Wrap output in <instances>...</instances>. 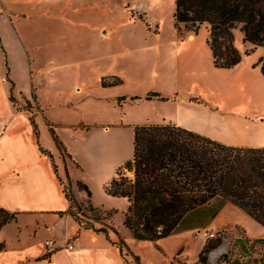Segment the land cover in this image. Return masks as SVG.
Masks as SVG:
<instances>
[{"label":"crops","instance_id":"crops-1","mask_svg":"<svg viewBox=\"0 0 264 264\" xmlns=\"http://www.w3.org/2000/svg\"><path fill=\"white\" fill-rule=\"evenodd\" d=\"M22 1L10 0L7 3L6 0H0V209L14 216V220L0 228V243L4 246L0 251V264H201L198 255L206 237H201L198 232L208 229L210 221L217 218L209 213L211 203L187 214L180 222L177 233L154 242L137 241L124 227L125 231H120L121 239L128 251L137 258V262L132 257L120 254L116 245L118 234L110 229L107 236L92 229L85 230L68 214L69 203L63 192L68 182L79 203L85 201L76 182H82L91 192L90 199L85 203L102 210L116 209L113 202L115 198L106 194H103L105 204H95L91 183L88 181L89 174L99 173L103 169L105 156L111 155L108 145L116 131L97 121L87 124L82 119L64 120L53 114L51 107L54 104L43 98L45 95L40 88L43 85L39 83L44 82L53 87L61 68L55 67V58L49 56L47 67L40 65L36 44H33L38 40V35L33 27L46 25L45 38L52 39L54 30L52 28L49 33V26L59 20L50 18L43 21L25 17L17 10ZM30 1L37 3L39 0ZM146 1L148 3L150 0ZM46 2L53 4V0ZM141 6L146 10L147 4L142 3ZM151 17L148 16V20L160 21ZM72 20L79 23L86 21L74 17ZM64 22L70 25L68 20ZM196 39V35L191 32L182 40L176 36L161 53H152L153 73L159 69L164 77L171 74L169 71L176 64L179 51L190 54L188 47ZM91 55L99 57L97 53ZM91 55L87 57L91 58ZM126 63L129 65L131 60L126 58ZM217 70L226 72L229 77H237L240 81L256 76L248 66L241 67V63L232 69ZM101 75L98 74V77ZM156 83L163 85L161 78L156 79ZM162 89L165 91L152 87L149 92L158 93L159 97L169 100L160 101L158 97L147 100V94H144L142 99L132 102L140 108L157 112L147 118L144 124L171 123L226 145L238 146L232 140L220 138L217 129L223 127L226 137L232 138V129L244 130L250 121L233 115L231 120L235 121L225 122L219 117L218 125L213 126L212 121H217L213 113L205 123L184 119L181 117L183 111L192 112L200 106H207L189 101L196 97L186 100L190 95L174 93L177 89ZM21 102H25L28 108H23ZM207 109L211 111L209 107ZM51 130L66 151L64 159L60 156ZM132 132L128 129L129 134ZM130 157L132 154L125 159ZM120 164L111 166L109 175L100 183L101 187L116 176V168ZM185 220L189 222L185 223ZM102 226L99 224L94 228ZM68 237L73 242L72 250L66 248ZM46 240L54 241L53 249L44 246ZM222 254L219 251L212 256L210 252L206 264H225L218 262Z\"/></svg>","mask_w":264,"mask_h":264},{"label":"rangeland","instance_id":"rangeland-1","mask_svg":"<svg viewBox=\"0 0 264 264\" xmlns=\"http://www.w3.org/2000/svg\"><path fill=\"white\" fill-rule=\"evenodd\" d=\"M6 2L10 3V0ZM142 3L147 4L146 10L141 6ZM17 10L25 17L43 21L50 18L59 20L49 26V33L52 28L54 30L52 39L45 38L46 25L33 27L38 35V40L33 44H36L40 65L46 68L49 56L55 58L54 66L61 68L53 87L44 82L39 83L43 85L40 87L45 95L43 98L54 104L51 107L53 114L64 120L82 119L87 124L97 121L116 131L111 136L108 145L111 155L105 156L103 169L88 176L95 204L106 202L103 196L106 194L105 186L101 187L100 183L109 175L111 166L121 162L117 170L131 158L125 159L133 151V132L129 134L128 129L131 132L134 126L144 125L147 118L157 113L132 104L142 99L144 94L155 93L149 92L152 87L162 91H165L162 88L177 89L174 93L190 95L186 100L196 97L211 109L209 111L207 107L200 106L192 112L183 111L181 117L184 119L205 123L213 113L217 121H212V124L217 126L219 117L228 122L235 121L231 120L233 115H239L250 121L244 129L246 133L243 129H232L234 136L228 138L222 127L216 132L219 137L232 140L238 146H264V78L258 67H252L263 55V48L243 43L239 29L233 30V45L241 55V67L252 69L256 73L255 78L240 81L213 68L211 54L205 43L208 35L205 24L200 26L196 42L188 47L190 54L179 51L178 60L169 71L171 74L164 77L159 69L153 73L152 53H161L176 36L182 40L191 32L182 25L179 29L174 27V0H150L148 3L146 0H53V4H48L46 0L37 3L23 0ZM148 16L160 21L148 20ZM73 17L86 21L79 23L73 21ZM65 20L69 21V26ZM92 53H97L99 57L92 56ZM90 55L91 58L87 57ZM126 58L131 60L129 65ZM100 73L102 75L98 77ZM110 77L118 78L121 83L102 86V78H108L106 83H109ZM158 78L162 79L163 85L156 83ZM21 106L28 108L25 102H21ZM123 172L125 176H131L130 172ZM83 196L87 202L84 192ZM114 200L117 207L111 210L115 213L108 221L99 223L112 225L116 233L113 232L120 239V231H125L123 220L128 203L123 198ZM85 202L80 204L86 215L97 218L93 216L94 213L86 211L88 206ZM210 205L209 213L217 218L210 221L208 229L198 233L201 237H204V233L212 234V239L220 235L221 248L211 251L212 256L222 251L230 261L238 259L245 263L248 258L241 257L242 245L236 244V240L264 238V227L233 205L219 200H213ZM188 222L185 220V223ZM258 254L259 246L256 245L249 255L254 259Z\"/></svg>","mask_w":264,"mask_h":264},{"label":"trees","instance_id":"trees-1","mask_svg":"<svg viewBox=\"0 0 264 264\" xmlns=\"http://www.w3.org/2000/svg\"><path fill=\"white\" fill-rule=\"evenodd\" d=\"M174 5L176 29L182 25L196 35L200 26L206 25L205 43L214 68L228 70L240 63L241 55L233 45V30L239 29L243 43L263 48V55L252 67H258L264 78V0H174ZM107 79L102 78V86L121 83L116 77H110L109 83ZM152 97L169 100L158 93H149L146 99ZM189 101L202 103L198 98ZM34 131L37 137L35 126ZM50 132L64 159L66 151L62 143ZM123 171L131 176H125ZM76 187L90 199L91 192L85 184L76 182ZM104 191L108 196L127 201L123 226L137 241L154 242L177 233L187 214L213 200L233 205L264 227V147L226 145L171 123L136 125L132 157L116 170V176L105 185ZM63 192L69 203L68 214L83 229L106 236L108 229L114 231L111 225L99 223L108 221L114 210L94 208L87 203L86 211L97 216L90 218L74 198L70 182ZM12 220V214L0 209V228ZM95 223L103 226L95 229ZM219 236L206 239L198 255L199 263L206 264L207 255L220 246ZM236 244L242 245L241 257L248 258L246 262L230 261L225 254L218 262L264 264V238L237 239ZM116 245L123 257H132L137 262L123 239H118ZM256 245L259 254L252 259L249 253ZM3 248L0 243V251Z\"/></svg>","mask_w":264,"mask_h":264},{"label":"built area","instance_id":"built-area-1","mask_svg":"<svg viewBox=\"0 0 264 264\" xmlns=\"http://www.w3.org/2000/svg\"><path fill=\"white\" fill-rule=\"evenodd\" d=\"M203 235H204V237H206V238H207V236H208V238H211V236H212V234H211V235H207L206 233H204ZM70 240H71V239L68 237V238L66 239L65 244H66V248H67V249L72 250V249H73V243H70ZM44 246H45L46 248H51V249H53L54 246H55V243H54V241H52V240H46V241L44 242Z\"/></svg>","mask_w":264,"mask_h":264}]
</instances>
